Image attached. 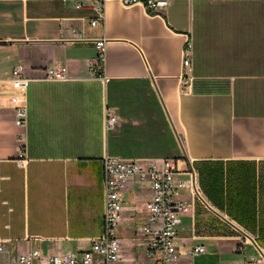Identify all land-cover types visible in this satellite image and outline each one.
Instances as JSON below:
<instances>
[{"label":"crops","instance_id":"crops-1","mask_svg":"<svg viewBox=\"0 0 264 264\" xmlns=\"http://www.w3.org/2000/svg\"><path fill=\"white\" fill-rule=\"evenodd\" d=\"M76 1L0 0V264L32 249L89 248L102 231L106 156L194 169L206 208L196 204L176 227L181 254L220 239L235 264V226L260 230L264 249V0H170L161 15L106 0L95 26L93 2ZM98 39L100 72L91 68ZM49 68L67 78L45 79ZM122 190L118 264H150L149 185L130 179ZM204 248L194 264H221Z\"/></svg>","mask_w":264,"mask_h":264},{"label":"built area","instance_id":"built-area-1","mask_svg":"<svg viewBox=\"0 0 264 264\" xmlns=\"http://www.w3.org/2000/svg\"><path fill=\"white\" fill-rule=\"evenodd\" d=\"M94 17L91 26L103 23V5L106 0H91ZM123 6L140 5L146 12L161 15L169 6L170 0H119ZM81 0L75 2L81 7ZM105 41H94L96 50L95 61L91 68L101 71ZM191 41L187 40L183 48L182 66L190 64ZM20 79L17 71L12 72ZM102 80L105 77H101ZM45 79L67 78L64 68H49L44 71ZM23 84L26 80H22ZM15 124L25 128L26 109H15ZM116 123V117L107 113L103 127L111 130ZM24 136H19V142ZM22 148H20L21 155ZM147 183L150 188V198L143 204L145 221L141 226L142 243L150 264H179L181 257L193 260L205 253L201 244L191 245L181 254L176 244V227L181 223L182 216L189 213L196 205L206 208L203 195L193 168H179L174 159H163L158 164L142 160H125L119 157L106 156L102 160L101 181L104 190V211L101 234L93 238L89 248L81 252L66 251L61 254L42 256L38 249L20 253L6 264H118L120 260V240L116 233L118 221L122 217V187L128 180ZM188 195V200L180 199L182 193ZM236 240L235 251L240 255L235 264H264V249L256 241V236L235 226L232 230ZM2 245L0 244V252Z\"/></svg>","mask_w":264,"mask_h":264},{"label":"rangeland","instance_id":"rangeland-1","mask_svg":"<svg viewBox=\"0 0 264 264\" xmlns=\"http://www.w3.org/2000/svg\"><path fill=\"white\" fill-rule=\"evenodd\" d=\"M216 233L218 232V234L220 236H225L227 234L225 233H228L230 230H215ZM247 232L251 233L252 235H255L256 236V241L258 242V238H259V234L260 233V230H246ZM258 231V232H257ZM262 234H264V230H261ZM204 234L206 235H209L211 233L209 232H206V230L202 231ZM213 235H216L213 233ZM223 241L220 240V239H215V240H205V241H202V244L209 250V251H214L218 254H216V259L219 260V262L221 264H227L226 263V260L227 259H230L231 258V253H225V252H219L221 250V248L219 246H221L220 244L222 243ZM259 243V242H258ZM260 245V244H259ZM223 249V247H222Z\"/></svg>","mask_w":264,"mask_h":264}]
</instances>
